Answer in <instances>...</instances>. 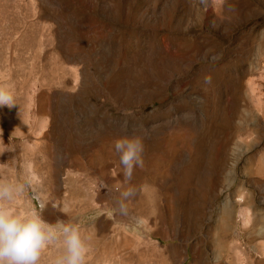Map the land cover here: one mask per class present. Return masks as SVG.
<instances>
[{
	"label": "rangeland",
	"instance_id": "1",
	"mask_svg": "<svg viewBox=\"0 0 264 264\" xmlns=\"http://www.w3.org/2000/svg\"><path fill=\"white\" fill-rule=\"evenodd\" d=\"M241 196L264 0H0V264H257Z\"/></svg>",
	"mask_w": 264,
	"mask_h": 264
},
{
	"label": "bare ground",
	"instance_id": "2",
	"mask_svg": "<svg viewBox=\"0 0 264 264\" xmlns=\"http://www.w3.org/2000/svg\"><path fill=\"white\" fill-rule=\"evenodd\" d=\"M248 158H249L248 163L251 166L253 165V169L255 171H257V169H258L257 158L254 157V155H249ZM239 199H240V201L237 199L239 201V202H237V206L240 207L239 211L237 213V218L240 219L242 225L243 224L246 225L247 223H249V221L252 220V231L251 230L250 231L252 234H254L253 235L254 238L261 240V246L263 247L262 249H263V253H264V207L255 206L254 200L250 196H246V197L241 196V197H239ZM237 200H234V201L236 202ZM235 207H236V204L230 203L229 209L222 211L221 215L219 217V229H218L219 231L216 233V237L214 240L215 246L219 250H220L219 247L225 238V231L231 225L233 219L236 216L235 215ZM248 208H251V210H252L251 216L248 213L249 212ZM250 231L248 233H250ZM251 240H252V238H251ZM254 246H257V245H254ZM252 247H253V245H252ZM255 249H258V248H255ZM242 261L243 260H241V262L239 264L244 262V261L243 262ZM219 264H221V263H219ZM244 264H246V262ZM254 264H256V263H254ZM257 264H264V261H261L259 259V261L257 260Z\"/></svg>",
	"mask_w": 264,
	"mask_h": 264
}]
</instances>
